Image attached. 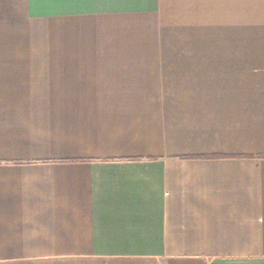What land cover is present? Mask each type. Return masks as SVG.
Returning <instances> with one entry per match:
<instances>
[{"label":"crops","instance_id":"1","mask_svg":"<svg viewBox=\"0 0 264 264\" xmlns=\"http://www.w3.org/2000/svg\"><path fill=\"white\" fill-rule=\"evenodd\" d=\"M248 0H0V264H264V49Z\"/></svg>","mask_w":264,"mask_h":264},{"label":"rangeland","instance_id":"2","mask_svg":"<svg viewBox=\"0 0 264 264\" xmlns=\"http://www.w3.org/2000/svg\"><path fill=\"white\" fill-rule=\"evenodd\" d=\"M247 49H264V0H248Z\"/></svg>","mask_w":264,"mask_h":264}]
</instances>
